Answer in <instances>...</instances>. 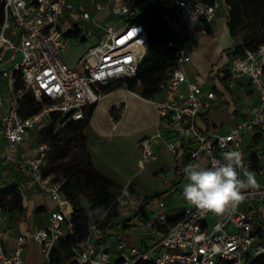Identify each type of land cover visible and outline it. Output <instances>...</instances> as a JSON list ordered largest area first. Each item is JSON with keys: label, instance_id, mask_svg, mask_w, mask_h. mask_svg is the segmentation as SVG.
Listing matches in <instances>:
<instances>
[{"label": "built area", "instance_id": "built-area-1", "mask_svg": "<svg viewBox=\"0 0 264 264\" xmlns=\"http://www.w3.org/2000/svg\"><path fill=\"white\" fill-rule=\"evenodd\" d=\"M114 1V14L124 20L122 26L108 23L100 27L84 11L77 26L67 31L69 21L78 14L71 0H0V64L8 88L6 98L0 95V138L5 144L2 164L18 172L27 187H37L57 204L47 226L31 235L49 262L57 242L73 231V208L63 193V182L55 180L56 174L51 171V143L34 137V132L46 126L54 112H60L66 122L84 119L86 109L102 99L103 86L136 75L149 39L145 25L137 21L141 0ZM165 1L168 0L156 3ZM175 4L171 33L182 40V45L173 38L167 43V47L176 50L177 64L160 92L161 99L154 102L164 131L140 140L141 162L156 159L155 142L161 138L175 154L181 142L186 143L188 164L199 163L202 167L223 162L227 151H240L243 159L238 173L243 176L254 172L260 186L242 190L244 201L224 217L203 213L188 203L181 218L169 223L167 201L161 200L154 215L157 237L150 239L145 250L118 240L120 257L116 262L111 259L110 244L103 240L106 228L101 222L92 221L88 236L75 248L76 257L83 264H138L140 260L154 264H244L248 258L264 255V45L234 56L224 74L229 90L239 89L240 81L245 79L247 85L241 88L258 97L250 115L230 125L226 132H201L199 116L209 109L217 91L190 78L186 65L192 60L196 40L216 29L222 0L213 4L175 0ZM97 7L109 9V5L99 3ZM84 22L99 27L101 36L83 53L79 66L72 68L62 54L68 46L66 34L83 30ZM91 33L92 28L86 31V37ZM29 94L43 105L37 113L21 111ZM31 141L35 143V154L19 153L20 145ZM244 145L251 150L246 151ZM7 213L0 201V264H28L22 256L25 236H19L15 246H6L9 232L1 220Z\"/></svg>", "mask_w": 264, "mask_h": 264}, {"label": "crops", "instance_id": "crops-1", "mask_svg": "<svg viewBox=\"0 0 264 264\" xmlns=\"http://www.w3.org/2000/svg\"><path fill=\"white\" fill-rule=\"evenodd\" d=\"M156 2L157 0H141L139 12L142 13L148 7L157 4ZM223 13L220 9L216 29L196 40L191 51L192 60L186 65V71L190 78L195 79V75L197 73L201 75L202 72L203 76L198 81L205 88L217 91L216 99L212 101L211 106L205 112H208L206 118L209 126L202 119L199 122L201 128L207 132L223 133L228 131L230 125L242 121L250 115L251 108L258 100L255 95L254 100L249 104L236 101V94L245 92L241 88L243 85H247L245 79L240 81L239 90L233 91L226 87L224 74L228 71L234 57V55L228 56L226 52L233 49L234 40L227 26L226 12ZM79 17V14H74L71 24L68 23L67 31L77 26L78 22L76 21L79 20ZM108 23L122 26L124 20L121 24L119 22ZM91 28L94 29L93 27L89 29ZM90 37L91 35L86 37L84 29L76 36L66 35L68 46L62 54L70 67L77 68L83 53L91 45H94L89 41ZM79 38H81V42L75 45L74 42ZM174 41L177 45H182V40L179 37L174 38ZM1 70L2 65L0 64V95L6 98L8 88L6 80L1 75ZM161 97L162 94H159L154 100H149L123 88L103 94L102 99L97 103L89 125L85 129L88 150L94 165L99 172L124 188L120 198L129 197L128 200H123L121 205L118 204L119 216L113 220L112 227L106 228V235L103 239L110 244V255L114 262L118 261L120 257L118 240L124 239L129 246L145 250L150 239L157 237L158 234L154 212L159 208V202L163 199L166 200L165 197H168V194L169 196L172 193L173 196L183 195L182 192L180 195L176 194L178 191L176 186H170L161 194L167 195L151 207L154 194L144 188L138 180L144 172L157 175L166 167L160 166L157 169H152L151 166L152 170H150L148 162H141L139 149V142L143 137L154 136L159 131H164L160 125L159 113L154 103ZM113 109H115L114 114L118 117L117 120L112 115ZM34 137H38V131L34 132ZM163 144L166 145L163 138L155 142L158 153L162 150ZM4 145V140L0 139V187L13 183L17 184L23 192L25 207V212H8L7 216L1 220L3 228L9 232L6 246L8 248L15 246L17 238L25 236L26 242L22 251L24 261L28 264H50L43 256L39 243L31 235L37 229L47 226L51 212L56 209L57 204L49 200L37 187H27L26 180L18 172L3 166ZM22 152L34 155V141L20 145L19 153ZM178 160L176 157V161ZM180 161L183 162V166L187 165L188 157L185 155L180 158ZM183 176L182 173L179 182L184 180ZM136 197L141 198L137 200ZM130 200L135 202L134 205L129 203ZM185 208H171L170 204L167 203L165 211L168 217L181 216Z\"/></svg>", "mask_w": 264, "mask_h": 264}, {"label": "trees", "instance_id": "trees-1", "mask_svg": "<svg viewBox=\"0 0 264 264\" xmlns=\"http://www.w3.org/2000/svg\"><path fill=\"white\" fill-rule=\"evenodd\" d=\"M203 1L213 4L216 0ZM221 7L226 10L227 26L234 40L233 49L226 52L228 56L241 55L245 49L256 50L264 45V0H222ZM175 10V0H168L152 5L138 15L137 21L145 25L149 35L147 53L135 76L113 80L102 87L103 94L121 88L149 100H154L160 94L169 73L177 64L176 50L167 47L168 41L172 39L171 20ZM79 33V30L69 31L66 35L72 37ZM44 103L48 104L49 100L45 99ZM42 106L29 94L22 102L21 111L25 114L37 113ZM96 106L94 104L86 109L84 119L68 122L60 112H54L50 122L38 130V138L51 143V171L56 174L55 180L63 182V193L73 208V231L66 239L57 242L50 264H83L76 257L75 248L88 236L92 221L101 222L104 228H108L113 226V220L119 216L118 200L124 188L98 171L88 150L85 129ZM114 111L112 115L117 120ZM207 115L208 112L199 116L198 129L201 132L205 131L199 124L201 119L209 126ZM187 153V144L181 142L176 154L178 161L185 155L188 157ZM176 172L178 176L182 174L180 164ZM0 201L7 212H25L23 192L15 183L0 187ZM97 209H103V212L97 213ZM180 218L172 216L168 222L175 223ZM138 264L154 262L140 260ZM244 264H264V255L248 258Z\"/></svg>", "mask_w": 264, "mask_h": 264}, {"label": "clouds", "instance_id": "clouds-1", "mask_svg": "<svg viewBox=\"0 0 264 264\" xmlns=\"http://www.w3.org/2000/svg\"><path fill=\"white\" fill-rule=\"evenodd\" d=\"M242 159L240 151H227L223 153V162L214 161L210 167L199 163L186 165L183 172L188 182L183 188L184 199L203 213L224 217L234 212L245 199L242 190L260 186L254 172L243 176L238 173ZM96 211L101 213L103 209Z\"/></svg>", "mask_w": 264, "mask_h": 264}, {"label": "rangeland", "instance_id": "rangeland-1", "mask_svg": "<svg viewBox=\"0 0 264 264\" xmlns=\"http://www.w3.org/2000/svg\"><path fill=\"white\" fill-rule=\"evenodd\" d=\"M72 3L75 6V9L77 11V13L80 15L81 13H83L84 11H88L90 12L91 16L97 20V23L100 25V27H104L105 25H107L108 22H119L121 24V22L123 21L122 18H119L117 15L114 14L115 11V7H116V2L114 0H72ZM100 3L102 5H109V9L108 10H98L97 9V4ZM225 8L221 7V12L225 13ZM140 13V12H139ZM223 13V14H224ZM70 24L72 22L69 21ZM76 22H79V20H77ZM92 22L90 23H84V30L88 31L90 27H93L94 29L92 30L91 33V37H90V42L91 43H98L100 36H101V30L99 27H94L91 26ZM178 36L176 34H172V38H177ZM81 38H79L78 40H76V42H74L75 45H77L78 43L81 42L80 40ZM18 58H20V56H18ZM201 75H199V73H197L195 75V79L198 80L201 78L202 72L200 73ZM2 86V85H1ZM239 90V89H238ZM237 93V91H236ZM255 95L253 94L252 96L247 94L246 92L241 93V94H236V101L239 103H246L249 104L252 100H254ZM2 139V138H0ZM249 140V139H248ZM243 148L246 151L251 150L252 147H247L246 145L243 146ZM176 157L177 155L175 153H172L166 145L163 144V148L161 151H159V153L157 154L156 159L151 160L148 162V164L150 165V170L157 169L160 166L164 167V170L159 171V173L157 175L154 174H149V173H143L139 176L138 180H140V182L142 183L143 187L146 188L147 190H150L151 192H153L154 197L152 198V203H151V207H153L156 203H158L160 201V199L165 195H161L162 192H164L166 190V188L173 186L178 189V191H181L183 193V188L186 185V183L188 182L186 175L183 176L184 180L182 182L180 181V176L177 175L176 172V166H178V164H180L183 167V162L182 161H176ZM148 165V166H149ZM152 166V169H151ZM176 183V184H174ZM129 197H121L118 202L119 205H121L120 203L123 200H128ZM141 197H136L137 200H139ZM166 201L168 204H170L171 208L176 207V208H180V207H187L188 203L185 201V199L183 198V195L181 196H173V193L171 194V196L165 197ZM142 203V202H140ZM118 205V207H119ZM158 209H156V211L154 212V214L157 212Z\"/></svg>", "mask_w": 264, "mask_h": 264}]
</instances>
